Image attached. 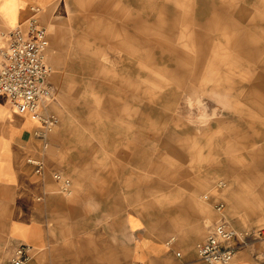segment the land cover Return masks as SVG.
Here are the masks:
<instances>
[{"label": "rangeland", "instance_id": "1", "mask_svg": "<svg viewBox=\"0 0 264 264\" xmlns=\"http://www.w3.org/2000/svg\"><path fill=\"white\" fill-rule=\"evenodd\" d=\"M150 1L87 0L77 26L48 28L76 173L169 241L205 237L207 193L235 225L264 227V0Z\"/></svg>", "mask_w": 264, "mask_h": 264}, {"label": "crops", "instance_id": "2", "mask_svg": "<svg viewBox=\"0 0 264 264\" xmlns=\"http://www.w3.org/2000/svg\"><path fill=\"white\" fill-rule=\"evenodd\" d=\"M115 1L121 2L126 11H136L137 2L151 3ZM86 4L87 0H0L1 49L8 45L6 33L24 23L32 15V7L39 8L38 19L47 29L45 57L52 67L50 83L55 92L47 110L58 118L55 108L60 87L52 80L54 68L49 62L58 39L55 30L77 26L74 21ZM48 28L55 30L49 33ZM39 127V123L15 111L7 96L0 94V258L4 262L19 245L27 244L31 247L27 264H204L197 258L195 245L205 239L221 217L237 230L255 229L235 225L224 200L207 193L204 198L212 207L223 203L224 209L219 214L213 207L215 218L205 237L199 241L191 237L169 241L167 232L153 226L147 214L123 207L118 192H105L103 181L95 176L88 181L79 177L76 172L84 165L73 160L67 133L60 124L49 134L46 148L34 135ZM263 139L259 136L254 144ZM30 158L43 162L41 174L35 173V166L28 163ZM262 164L264 158L253 165ZM54 173L70 179L72 193L60 192ZM219 181L225 182L214 179L212 190L217 189ZM260 250L258 244L240 249L228 264H264Z\"/></svg>", "mask_w": 264, "mask_h": 264}, {"label": "built area", "instance_id": "3", "mask_svg": "<svg viewBox=\"0 0 264 264\" xmlns=\"http://www.w3.org/2000/svg\"><path fill=\"white\" fill-rule=\"evenodd\" d=\"M32 15L6 33L8 45L0 48V94H5L10 106L20 114L27 115L40 127L34 135L47 147V139L59 125V118L47 110L55 99L54 88L50 83L52 67L45 57L48 46L47 29L38 19L39 8H31ZM35 166V173L41 174L44 164L39 159H28ZM59 183L62 194L71 193L70 179L59 173L53 174ZM219 181L217 186H224ZM215 211L222 214L223 203L213 205ZM260 245L259 252L264 259V227L258 229L237 230L224 217L213 226L210 233L195 245V253L204 264H228L236 253L243 248ZM180 256V253H176ZM31 259V247L19 245L7 262L0 258V264H27Z\"/></svg>", "mask_w": 264, "mask_h": 264}]
</instances>
